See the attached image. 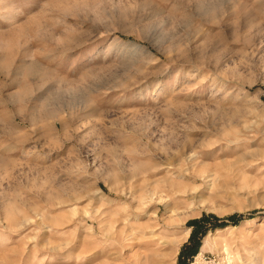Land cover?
Returning a JSON list of instances; mask_svg holds the SVG:
<instances>
[{
	"label": "rangeland",
	"instance_id": "rangeland-1",
	"mask_svg": "<svg viewBox=\"0 0 264 264\" xmlns=\"http://www.w3.org/2000/svg\"><path fill=\"white\" fill-rule=\"evenodd\" d=\"M38 262L264 264V0H0V264Z\"/></svg>",
	"mask_w": 264,
	"mask_h": 264
},
{
	"label": "trees",
	"instance_id": "trees-1",
	"mask_svg": "<svg viewBox=\"0 0 264 264\" xmlns=\"http://www.w3.org/2000/svg\"><path fill=\"white\" fill-rule=\"evenodd\" d=\"M200 224V222H197ZM225 225V223H221L220 226H223ZM202 233H205V231H202ZM193 238V237H192ZM191 238V239H192ZM193 240V239H192ZM197 247L198 245L196 246H191V244L185 246L183 248V250L180 252V257H182L183 255H189V256H193L196 252H197Z\"/></svg>",
	"mask_w": 264,
	"mask_h": 264
},
{
	"label": "bare ground",
	"instance_id": "bare-ground-1",
	"mask_svg": "<svg viewBox=\"0 0 264 264\" xmlns=\"http://www.w3.org/2000/svg\"><path fill=\"white\" fill-rule=\"evenodd\" d=\"M188 231V230H187ZM187 233H189V232H187ZM186 235H188V234H186ZM186 238V237H185ZM185 238L184 239H182V240H177L176 242H174V249H177L178 250V247L182 244V242H184L185 241ZM172 250H173V248H172ZM177 252V251H176ZM168 253V252H167ZM169 255V254H168ZM176 255H177V253H176ZM166 256H167V254L165 253V252H162V251H160V252H158L156 255H155V257H157L158 259H159V262H163L164 261V259L166 258ZM37 264H41V263H37Z\"/></svg>",
	"mask_w": 264,
	"mask_h": 264
}]
</instances>
